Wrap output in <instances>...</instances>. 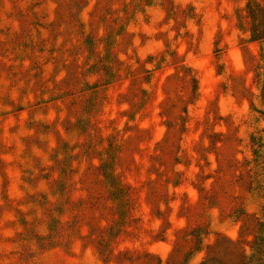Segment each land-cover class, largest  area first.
Returning a JSON list of instances; mask_svg holds the SVG:
<instances>
[{
    "label": "rangeland",
    "instance_id": "1",
    "mask_svg": "<svg viewBox=\"0 0 264 264\" xmlns=\"http://www.w3.org/2000/svg\"><path fill=\"white\" fill-rule=\"evenodd\" d=\"M264 0H0V264H264Z\"/></svg>",
    "mask_w": 264,
    "mask_h": 264
},
{
    "label": "trees",
    "instance_id": "2",
    "mask_svg": "<svg viewBox=\"0 0 264 264\" xmlns=\"http://www.w3.org/2000/svg\"><path fill=\"white\" fill-rule=\"evenodd\" d=\"M261 26L262 27H258L257 23L253 24V26L251 28L252 36H254L256 38L264 37V25H261Z\"/></svg>",
    "mask_w": 264,
    "mask_h": 264
}]
</instances>
